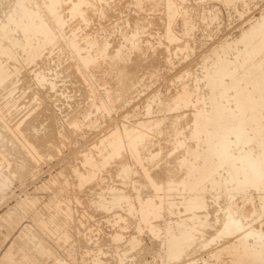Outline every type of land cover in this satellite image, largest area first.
Returning a JSON list of instances; mask_svg holds the SVG:
<instances>
[{
	"label": "rangeland",
	"instance_id": "rangeland-1",
	"mask_svg": "<svg viewBox=\"0 0 264 264\" xmlns=\"http://www.w3.org/2000/svg\"><path fill=\"white\" fill-rule=\"evenodd\" d=\"M16 1L17 0H12V4ZM93 1L95 2V0ZM155 1L158 2L159 0H143L141 5L137 3V0H108L107 5L105 4L106 2L97 3L95 6L91 7V12H88L89 15L91 14V18L85 23L80 20L79 17H69V12L67 13L68 9L66 6L69 2H67V0H60V6L62 4L63 5L59 7L61 11V13L60 11L59 13L61 16L63 15L62 17H64V21L66 22L63 27V33L67 34L65 35V38L68 37V39L71 38L75 42L78 41L77 44L82 46L85 43L86 37L90 35L94 36L96 34L103 40L108 38V47H110L108 48L109 53L115 51V49L119 47L124 50L127 56L124 60V64H126V66L132 65L131 63L134 64V61L137 60L138 68L141 67V65L139 66L140 62V64H142L141 68H143L147 64L146 62H148V70H146L147 65L143 69H139L140 80L136 84L135 88H133L134 91L131 89L127 93L125 103L123 102L119 106L113 105L111 108L113 111L110 110L107 113L101 108L99 109L100 111L98 108H95V106L97 107L99 105L100 100H102L103 97V99L106 97L104 96L105 93L103 92V88H101L102 86L96 85L92 88L91 92L85 93L84 89L83 91L80 89L84 87V84L77 77L70 74V70H65V67H67L71 62V58L67 57L69 56V53L66 51L67 49L64 45L61 46V44L64 43L65 38H63L62 41L60 40L56 42V44L54 43L55 46L54 44H51L50 46L53 49L49 45L47 46V49L49 48L50 50L45 53H51L47 55V58H45V61L43 62L39 61L38 63L27 64L22 61H14V63L11 60V65L16 64L15 66H17L18 72L14 75V81L12 80L13 82L0 88V184H2L0 185V264H17L24 255L28 256L30 259L27 264H241V262L242 264H247L246 262L249 264L250 259L245 261L247 258L244 259L245 257H243L241 261L240 257L237 258V256L233 255V252L226 247L227 244L232 242L231 240H235V235L227 236L225 234H221L219 237L216 236L217 232L220 230V225L223 219L222 217H224L226 213L225 206L228 202L227 196L234 195L232 201H235L237 205H240L236 211L237 215L242 210L241 196L239 194L243 193L225 189L221 184L214 187L207 185L205 188L206 192L204 194L205 206H207L205 211L207 215L198 211V215L196 214L197 217L194 218V223L196 222L195 224L198 225V223L202 221H204L205 224L203 227L201 226L202 230H198L193 233L195 235L194 241H192L190 237L192 236L190 232H183L186 227H184L185 229H180L182 226L178 224H182L184 222V217L190 214V212L187 211L186 206L180 203L182 197L181 194L172 191V196L170 193L166 197L167 201L175 199L173 200V202H175V206L173 207L174 210L172 208L171 212H168L161 207V205H159V209L157 208V212L154 217L151 215L147 221H143L140 218V210L146 205L147 201L153 200L158 202L159 200L158 198L156 199L155 192H153L154 189L150 183L151 179L149 174H157L160 168V171H162V167L164 168L167 165L166 162L168 163V161L171 160V156L173 157L174 155L175 160L181 158L182 149L185 146L193 144V140L187 138L185 133L188 131L190 126V124H188V116L191 114L189 113H191V111L195 108L205 106L206 87L202 86L204 81L201 76L203 72L201 71H204V69L202 70L204 65L211 63V61L208 60L209 62H205L203 60L204 56L209 53V50L212 47L226 40V38L230 39L238 35L242 28H246L248 26V20L258 17L262 12H264V0H248L249 2L246 0H168V8L171 10V15L168 17L164 12V0L159 1V4L156 3V6L154 5ZM151 2H153V4L150 5L149 3ZM160 2H162V6ZM173 2H175L176 5ZM45 4L46 6L48 5V0H45ZM177 4L179 8L177 7ZM86 7L87 6H85L84 9L89 8ZM97 8H102V10L99 11ZM181 10L183 12H185V10L188 12H185L186 17L183 27L182 19L180 17L182 15ZM168 22H171L170 25ZM135 25L138 26L136 27ZM166 25L171 27V30L168 31L167 35L172 38L168 39V36L165 35ZM123 28L127 29V31H122ZM136 29H139V32ZM133 30L134 32L137 31V33L135 32L137 34L135 39L137 40L136 42L138 47H135L136 49L134 48V50L133 48L130 50L131 47L128 45L129 42L126 41L127 43L125 44L122 33L130 34ZM103 34L107 36L106 39H104L105 36H103ZM75 36H77V38ZM110 42L112 43L111 46ZM138 44H140V46ZM124 45L129 48H124ZM144 46L147 47L148 52L145 48V52L142 53ZM56 47L59 48L57 49ZM139 47L141 50L137 49ZM129 51H134L136 55ZM156 51L158 55L155 56V54H157ZM162 52H164V54ZM15 53L17 56L18 53ZM127 53H130L132 56L130 55L128 58L129 54L127 55ZM58 55H60V58H58ZM133 56L135 60L133 59ZM150 56L153 57L152 61ZM48 57L51 60H49ZM146 59H148V61ZM62 60L64 62H62ZM107 60H109V58ZM66 61L70 62L67 63ZM158 61L160 64H158ZM154 65L156 68L154 67L152 69L155 71L150 69V66L153 67ZM209 65L210 64H208V67ZM37 71L46 73L50 78L54 77V80L57 81L54 90L47 89V85H35L30 76ZM55 74L57 75L55 76ZM76 79L77 81H75ZM200 79L202 82H200ZM78 83L83 86L80 84L78 85ZM96 91L98 92L97 94L95 93ZM185 92L190 94L191 104L189 102L188 105H186L189 109H187L186 106H182V108L181 106H178V110L175 108V110H177L176 114L173 113L176 111L171 112L174 109H171L170 111L167 110L168 112H158L160 108L166 104L165 102L171 98V96H183ZM42 95L43 97H41ZM165 98H168L167 101ZM28 99L29 101H27ZM158 99L162 101L159 102ZM164 99L165 101H163ZM198 99L200 102H198ZM192 101H194L195 104L194 102L192 103ZM162 102L164 103L162 104ZM90 103H92L91 106ZM149 103L151 106L148 108L147 106ZM199 103L201 104L198 105ZM159 105L161 107H156ZM191 105L195 107L192 108ZM44 107L46 110H49L44 112ZM74 108L75 110L77 108H80L81 110L84 109L82 111L86 117L84 116L82 119L81 114V117L79 118L81 122L79 121V124L76 126H70L67 121L69 120V116L71 117V115L74 114ZM146 108L150 110L148 114ZM39 109H42L43 113ZM155 109L159 110L156 111ZM39 111L40 115L47 112L49 115L47 113L46 115L44 114L43 116L45 117H43L38 114L39 117H37V113H39ZM50 114L53 118H51ZM165 115H167L166 122H168V119L171 120L173 118L172 121L169 120L171 124L169 122L167 124L173 126L174 128L179 126L182 121L187 122H182V126L180 125V127L175 128L177 132L180 133L182 130L183 133L182 131L180 134H177L176 132L174 134L176 138L173 135L174 139L172 136L170 137V140H172V147L170 146V140H167L169 142L166 141V139L169 138H166L165 141L160 139V142H155L157 138H153L156 140L154 141V147L152 145L150 149H153L155 152L152 157L155 158V156H157L156 159H158L159 154V159H155L156 161H153L155 164L152 162H150V164L140 158H130L125 151H123L121 156L115 155V157L112 156V158L105 153V149L101 150L100 154L97 153V148L101 147L102 143L104 144L105 140L108 139L110 134L115 131L116 128L122 129L124 126L127 133L130 135L139 132L140 130H143L142 128H144V130H146L145 132H148V134L150 132L149 135H151L153 131L149 128H153V126L150 124L154 123L159 116L162 118ZM169 115L172 118H170ZM34 116H36L35 119ZM49 116L50 119L48 118ZM180 116L182 118L184 116V120L180 118ZM31 118L34 121V124L31 122L32 120L30 121ZM17 124L20 125L19 128L22 127L21 131L23 128L25 129L22 133L24 134L25 132L26 136L23 134H15L13 130H11V128L14 129ZM25 124L26 126H24ZM5 125L8 128L4 127ZM185 125L188 129L185 128ZM33 129L34 131H32ZM52 129L53 131H51ZM50 132L52 136H50ZM6 135H8V137ZM46 135L48 137L50 136V139L46 137ZM24 136L29 138L33 137V141L35 139H40L39 137H45V140L48 138L47 142H45L46 146L39 149V153L42 155L39 157L35 156L27 151L28 148L25 149L27 146L25 144L26 140ZM178 136L181 138L177 139ZM19 138L22 140L20 141ZM189 142L190 145H188ZM36 143H38L37 140ZM167 143L171 148L170 151L167 150V148L164 149L163 145H166ZM178 143L181 144L179 145ZM23 144H25L24 147ZM48 144L52 149L49 148ZM157 145L162 148L157 150ZM13 146L15 147L13 148ZM47 146L48 148H46ZM201 147V145L198 146V149L201 150ZM165 151L167 152V155ZM28 153L33 156L30 154L28 155ZM83 155L92 156L91 159L95 163H103L101 167L103 169L100 168L96 171L94 178L89 179V181L85 180L80 182L81 178L86 176V168H88V166H86L82 161ZM26 158L29 160L31 159L30 162L32 164L27 162L28 159ZM137 159H139L140 162ZM119 160L123 161V163L120 161V164L122 165L118 164L119 162L117 161ZM158 166L159 168L157 169ZM180 168L177 169L178 173L176 172L177 175H175L176 177L178 176V178L179 176H183L182 174L184 173L183 168H181L182 170H179ZM19 169L24 172L21 173ZM147 172H149V174ZM219 173L221 175H225L226 170L223 169V171H221L219 169ZM1 178L3 180H1ZM83 182L84 184H82ZM245 191H247L246 194H249V192L253 194L254 204L257 208H259L260 203H258L259 200L257 199L255 193L257 190L247 187ZM183 193V197L188 196V192L184 191ZM115 196L116 198H114ZM255 215L253 218L251 217V219H246L247 223L250 224L252 222V226H248L252 229L255 228L254 230L261 229L264 231V229H262L264 228V216L256 218ZM50 217H53V220L55 219L53 221L54 223L52 222V225L50 224L48 226H44L43 223H40L41 218L49 220ZM220 217L221 219H219ZM173 222H177V225H172L173 228L171 229L170 236L174 238L182 233L185 234V237L183 238L185 240L182 241L181 244L183 250L177 257L164 253L163 246L161 244L164 225L166 223L173 224ZM185 222L189 223L188 221ZM150 225L154 227V230L150 229ZM32 236L34 237V240ZM212 237H215V239H212ZM250 241H252V238H250ZM38 244H41L44 247L45 253L41 254L38 259H34L33 255ZM236 258L239 260L238 262H236ZM234 260L235 262H232ZM250 262L251 264H262L261 262L252 263L251 260Z\"/></svg>",
	"mask_w": 264,
	"mask_h": 264
},
{
	"label": "bare ground",
	"instance_id": "bare-ground-1",
	"mask_svg": "<svg viewBox=\"0 0 264 264\" xmlns=\"http://www.w3.org/2000/svg\"><path fill=\"white\" fill-rule=\"evenodd\" d=\"M61 1H63V0H61ZM159 1H161V0H159ZM167 1L168 0H164L163 7H164V12L168 17L171 15V10L168 8L169 2L167 3ZM228 1H231V0H228ZM246 1H248V0H246ZM67 2H69V4H67V5L65 4V5L67 6V9H68L67 13L69 12L68 13L69 17L70 16H72V17L75 16V18L79 17L80 20H82L83 22L86 23L91 18L90 17L91 14L89 15V13H88V12H91V9H92L91 7L95 6L97 3L99 4L102 2L103 3L106 2L105 4L107 5L108 0H95L96 3L93 0L92 1L91 0H67ZM142 2H143V0H137V3L140 5ZM158 2L155 1L154 5L156 6V3H158ZM175 2H173V3L175 4ZM160 3L162 6V2H160ZM149 4L151 5V4H153V2H151ZM109 5H111V4H109ZM140 5H138V6H140ZM241 5H242V3H241ZM61 6H60V0H48L47 6L45 4V0H17L13 4H12V0H0V88L5 87L8 83L13 82L14 81L13 77L16 74V72H18L17 66H15L16 64L11 65L12 64L11 60L13 62L14 61L15 62L22 61V62H25L27 64L38 63L39 61L43 62V61H45V58H47V55H49L51 53V52H49V54L45 53L48 50H50L49 48L47 49V46L48 45L50 46L51 44H54V43L56 44V42H58L60 40L62 41V39L65 38V35H67V34L63 33V30H64L63 27H64L66 22L64 21L65 20L64 17H62L63 15L62 16L60 15L61 11H60L59 7H61ZM85 6H87L89 8L86 7L87 9H84ZM177 7H178V4H177ZM102 8H103V6H102ZM102 8H97V9L99 11H101ZM63 9H65V8H63ZM176 10H177V8H176ZM59 11H60V13H59ZM176 12H178V11H176ZM185 12H187V11L185 10ZM185 12L182 11L181 12L182 15L180 16L182 19V27H183V24L185 23V17H186ZM102 14H103V12H102ZM210 19L213 20L212 18H210ZM248 21H247L248 26L246 28H242L239 31L238 35H236L230 39L226 38V40H224V41L218 43L216 46L212 47L209 50V53L204 56L203 60L205 62L208 60L211 61V63H208L209 61L207 62L208 64H210L209 67H208V64L207 65L205 64L204 67L202 68V70L204 69V71H201V72H203L201 74V76H202V79L204 81V84L202 83L203 84L202 86L206 87L205 106L204 107L200 106L199 108H195L194 110L192 109L193 111H191V113H189L191 115L188 116L189 117V119H188L189 123L188 124H190L189 129L185 125V128L188 129L187 132L185 130V132H186L185 136L187 138H189L190 140H193L194 142L192 141L193 144H191V145L189 142L188 145H190V146H185L182 149V152L180 151L181 156L180 155L179 156L181 158L175 160L174 155H173V157L171 156V158L169 157L171 159L170 161H168L169 165L165 160L167 165L165 164L166 166L164 168L162 167V171H160L161 170V168H160V170L158 172L155 171V172H157V174H154V173L149 174V172H147L150 175L151 180L150 179L149 180H150V183L152 184V187L154 189L153 192H155L156 199L158 198L159 200H158V202H156V201L148 199L149 201H147L146 205L143 206L140 210V218L143 221H147L149 219V216L153 215V217H154V215L157 212V208L159 205H161V207H163L168 212H171V209L175 206V202H173V200H175V199L172 198L173 199L172 201H167L166 197L170 193H171L170 195L172 196V191H175L176 193L181 194L182 197L180 196L181 197L180 203L184 204L187 208V211L190 212L189 215H187V216L185 215L186 217H184V222L182 224H180V223H178V224L180 226H182L180 229H183L184 227H186V229L184 228L185 231H183V232L184 233L190 232L192 234V236H190V237H191L192 241H194L195 235L193 233L195 231L202 230L201 226L203 227L205 224L204 221L198 223V225L195 224L196 222L194 223V220H195L194 218L197 217L196 214L198 211L203 213L204 215H207L206 211H205V208H207V206H205V199H204V194L206 192L205 188L207 185L214 187L216 185L221 184V185H223V188H225V189H230V190H234L235 192H238V193H243V194H239L241 196L240 199H241L242 210L240 213H238L239 215L238 214L236 215V211L240 205H237L235 203V201H232V198L234 195L227 196L228 202L225 206L226 213H225V216L223 215L224 217H222L223 218L222 222L220 221L221 222L220 230H219V232L216 231L217 232L216 236L219 237L221 234H223V235L225 234L227 236L235 235L236 236L235 240H231L232 242L230 244H227V246H226L228 249H230L233 252L232 254L237 256V258L240 257L241 261H242V258L245 257L244 259L247 258V260H245V261H248V259H250L252 261V263L253 262H256V263L261 262L262 264H264V231L259 229V226H258L259 230H254L255 228L252 229L251 227L248 226V225H251L252 222L249 224L246 221V219H248V218H250V219H251V217L253 218L255 214H256L255 215L256 218H258V217L261 218V216H264V215H262V214H264V12H262L258 17H255V18L248 20ZM170 23H169V25H170ZM188 26H190V25H188ZM186 29H188V28H186ZM124 30L127 31V29L123 28L122 31H124ZM134 30L131 31L130 34L129 33L128 34L122 33L123 38L125 40V44L127 43L126 41L129 42L128 45H129V47H131L130 50H132V48L134 50L135 47H138L137 42H136L137 40L135 39V37L137 35L136 34L137 31L139 32V29L138 30L136 29L137 30V31H135L136 33L134 32ZM170 30H171V27L167 26L165 28V35H167L168 31H170ZM113 31H114V29H113ZM196 31H197V29H196ZM106 32H108V31H106ZM115 35H114V38H115ZM103 36H105V35L103 34ZM75 37L77 38V36H75ZM106 37L107 36H105V38L104 37L103 38L106 39ZM169 38H172V37L168 36V39ZM73 39H75V38H73ZM64 40L65 41L63 44H61V46L62 45L65 46V48L67 50L66 49H64V50H66L69 53V56H67V57L71 58V62L69 61L70 63L68 61H66L69 64L67 67H65V70L66 69L70 70L69 73L72 74L73 76L77 77L84 84V87L80 88V89H82V91L84 89L85 93H89L92 91V88L95 87L96 85L102 86L101 88H103V92L105 93L104 96H106L105 99H103L104 98L103 97L102 100H100V103L97 107L95 105H93V106H95V108H98V110L101 108L104 110V112L108 113L111 110L113 105L119 106L123 102L125 103V100H126L125 97H126L127 93L131 89L135 88L136 84L140 80L139 69L142 67V64H140L141 62L139 63V66L141 65L140 68H138V61L137 60L134 61V64L131 63L132 65L129 64L130 66H126V64H124V60L127 58V56H126V53L124 52V50H122V48L119 47V48L115 49V51H112L111 53H109L108 48H110V47H108V41H109L108 38L106 40H103V39L99 38L96 34L94 36L90 35V36L86 37L85 43L82 46L81 45L79 46L77 44L78 41L75 42L71 38L68 39V37H67ZM55 44H54V46H55ZM111 44L112 43L110 42V46H111ZM117 44H120V43H117ZM142 44H144V43H142ZM138 45L140 46V44H138ZM123 47L124 48L126 47V49H127L128 46L124 45ZM145 48H146V51L148 52V49L146 46H144L143 52L142 51H140V52L144 53ZM62 49H63V47H62ZM137 49L141 50L140 47ZM159 50H161V49H159ZM66 51H64V52H66ZM157 51H156V53H157ZM15 52L18 53L17 56L15 55L16 54ZM129 52H131V51H129ZM131 53H134V51H132ZM162 53L164 54V52H162ZM128 54H129V56H128V58H129L131 54L127 53V55ZM146 54H145V56H146ZM154 54H153V56H154ZM160 54H161V51H160ZM156 55H158V53L155 54V56ZM142 56L144 57L143 54H142ZM148 56H149V54H148ZM157 57H159V56H157ZM157 57H156V59H157ZM58 58H60V55H58ZM108 58H109V60H107ZM150 58L152 61L153 57L150 56ZM133 59H134V56H133ZM49 60H51V59L49 58ZM146 60L148 61V59H146ZM154 61H155V59H154ZM62 62H64V61L62 60ZM66 62H65V65H66ZM156 62H154V63H156ZM146 63L148 64V62H146ZM158 64H160L159 61H158ZM41 65H42V63H41ZM23 67H22V69H23ZM146 67H147L146 70H148V65ZM150 67H151L150 68L151 70H154L152 68H154L155 65L153 67L152 66H150ZM60 68H61V66H60ZM143 68H141V69H143ZM144 71H145V69H144ZM141 72H142V70H141ZM55 73H57V72H55ZM56 75L57 74H55V76ZM30 77H31V80L35 83V85H40V86L47 85V89H50V90L55 89L57 81L54 80V77L53 78L48 77V75L46 73H43L41 71H37V72H34ZM75 81H77V79ZM200 82H202V80ZM79 84L80 83H78V85ZM12 85H14V84H12ZM80 85H82V84H80ZM8 87H10V86H8ZM6 89H7V87H6ZM76 89H78V88H76ZM187 90H189V89H187ZM133 91H134V89H133ZM133 91H132V93H133ZM188 92H190V91H188ZM95 93L97 94L98 92L96 91ZM132 93H131V95H132ZM46 94H47V92H46ZM96 94H94V95H96ZM103 94H102V96H103ZM84 96H85V94H84ZM99 96H101V95H99ZM194 96H195V94H194ZM41 97H43V95ZM43 99H45V98H43ZM165 99L163 101H165ZM167 99H166V101H167ZM203 99H204V97H203ZM191 100H192V98H191ZM27 101H29V99ZM160 101H162V100H159V102ZM189 102H190V94L185 92L183 96H181V95H176L174 97L171 96V98L168 99L167 102H165L166 104L162 108H160V110L159 109H157V110L155 109V110L156 111L159 110L158 112L160 113L161 111L165 112L167 110L170 111L171 109H174L171 112L176 111V112H173L176 114L177 110H178L177 109L178 106H181V108H182V106L185 107L186 105H188ZM193 102L194 101H192V103ZM198 102H200L199 99H198ZM163 103L164 102H162V104ZM162 104H161V106H162ZM190 104H191V102H190ZM194 104H195V102H194ZM200 104L201 103H199L198 105H200ZM91 105H92V103H90V106ZM124 105H122V106H124ZM149 106H151L150 103L148 104L147 107L149 108ZM161 106L159 105L156 107H161ZM194 107L192 106V108H194ZM175 108L177 110H175ZM186 108H187V106H186ZM44 109H45V107L43 108V111H44ZM187 109H189V108H187ZM47 110H49V109H47ZM47 110L45 109L44 112H46ZM82 110H84V109H82ZM82 110L80 108H77L75 110V108H74V114L71 115V117L69 116V118H68L69 120L67 121V123L70 124V126L71 125L76 126L79 124V121H80L79 118L81 117V114H82V119L84 118L85 115L83 114ZM190 110H191V108H190ZM40 111L43 113L42 109ZM40 111H39V113H37V117H39ZM111 111H113V109ZM149 111L150 110L147 109V114L149 113ZM37 112H38V110H37ZM187 112H186V114H187ZM47 113H44V114L46 115ZM131 114H133V113H131ZM153 114H155V113H153ZM163 114H166V113H163ZM43 115H40V116H43ZM48 115H49V113H48ZM178 115H180V114H178ZM187 115H186V117H187ZM105 116H106V114H105ZM166 116L167 115H165L162 118H160V116H159V118L157 120L155 119L156 121L155 122L153 121L154 123L150 124L153 126V128L147 127L153 131V133L151 135H149L150 132H149V134H148V132H145L146 130H144V128H142V127H140V128H142L144 131L140 130L139 132H136V133H133L132 131H130L133 133L131 135L127 133V130L124 128V126L122 127V129L119 128L120 130L116 128L115 131H113L110 134L108 139L105 140L104 144L102 143L103 141L101 142L102 146L99 145L101 147L97 148L98 149L97 153L100 154L101 150L105 149L106 150L105 153L110 158H112V156L115 157V155L121 156L123 154V151H125L127 153V155L130 156V158L131 157L140 158V159L144 160L145 162L154 163L153 161L157 158V156H155V158L152 157V156H154L155 152L153 149L150 150L151 146L153 145V147H154V143L158 142L160 139L165 141L166 138H169V139H166V141L170 140L171 139L170 137L172 136V138H173V135L177 132L175 130V128L180 127V125L182 126V122L183 123L187 122V121L186 122L182 121V122H180L179 126H177L175 124L177 127L174 128L173 126L167 124L170 119H168V122H166ZM35 117L36 116H34V119H35ZM43 117H45V116H43ZM169 117L172 118L170 115H169ZM32 118H33V116H32ZM32 118L30 119V121L32 120L31 122L34 124V121ZM41 118H39V119H41ZM48 118L50 119V116ZM51 118H53L52 115H51ZM180 118H182V117L180 116ZM183 118H185V117L183 116ZM43 120H45V119H43ZM172 120H173V118L170 121H172ZM176 121H178V120H176ZM138 124H136V125H138ZM172 124H173V122H172ZM86 125H88V124H86ZM140 125H141V123H140ZM19 126L20 125L17 124L14 127V129L11 128L10 126L9 127L11 128V130H13V132L15 134H19V135L21 134L22 135L23 134L22 131L23 130L25 131V129L23 128V130L21 131L22 127L19 128ZM24 126H26V124ZM29 126H31V125H29ZM36 126H38V125H36ZM4 127L8 128L6 125ZM183 127H184V125H183ZM2 128H3V126H2ZM132 128H133V126H132ZM30 129H31V127H30ZM74 129H72V130H74ZM127 129H128V127H127ZM138 129H139V127H138ZM179 129H181V128H179ZM7 131H8V129H7ZM32 131H34V129ZM51 131H53V129ZM147 131H149V130H147ZM181 131H180V133H181ZM178 133L179 132H177V134ZM182 133H183V131H182ZM50 134H51V132H50ZM0 135H1V133H0ZM23 135H25V132ZM43 135H45V134H43ZM6 136L8 137V135H6ZM50 136H52V134ZM46 137H48V136L46 135ZM32 138L25 137V140H26L25 144L27 146V147H25V149L28 148L27 151H29L33 155L39 157L40 155H42L39 153L40 152L39 149L40 148L42 149L43 146L44 147L46 146L45 142H47L48 138L45 140V137L44 138L39 137L40 139H35L34 141L32 140ZM35 138H37V137H35ZM153 138H157V140L155 139L156 140L155 141ZM175 138H176V136H175ZM179 138H181V137L178 136L177 139H179ZM177 139H176V141H177ZM184 139H182V140H184ZM21 140L22 139H20V141ZM36 140L38 141V143H36ZM171 141L172 140H170V146L172 147ZM167 142H169V141H167ZM25 144H23V147ZM156 144H159V143H156ZM175 145H176V143H175ZM179 145H177V146H179ZM200 145L202 146L201 150L198 149V146H200ZM48 146H49V144H48ZM48 146L46 148H48ZM158 146L159 145H157V147ZM163 146H164V149L167 148V150H169V151L171 150L168 143L166 145H163ZM14 147L15 146H13V148ZM21 147H22V145H21ZM50 147L51 146H49V148ZM161 148L162 147L160 146V147H158L157 150H159ZM50 149H52V148H50ZM24 151H26V150H24ZM173 151H175V150H173ZM30 153H28V155ZM168 154H169V152H168ZM33 155H31V156H33ZM166 155H167V152H166ZM94 156H95V154H94ZM129 156H128V158H129ZM91 157L88 155H85V156L83 155L82 161L86 166H88V168H86V171H87L86 176L82 177L80 182L85 181V180L89 181V179L94 178L96 171H98L103 165V163H101V162L100 163L93 162ZM28 158H26V159H28ZM106 158H104V159H106ZM175 158H177V157H175ZM158 159H159V154H158ZM158 159H156V160H158ZM30 160L28 159L27 162H30ZM137 160L139 161V159H137ZM120 161H121V163H123L122 160H119L117 162H119L118 163L119 165H122V164H120ZM25 162H26V160H25ZM97 162H99V161H97ZM141 162H143V161H141ZM83 163H82V165L84 166ZM30 164H32V163L30 162ZM127 165H128V163H127ZM127 165H126V167H127ZM163 165H164V162H163ZM180 167L183 168L184 173L182 174L183 176H181V177L179 176V178H178V176L176 177L175 175H177V173H178L177 169ZM158 168H159V166L157 167V169ZM181 168L179 170H182ZM101 169H103V168H101ZM219 169L221 171H223V169L226 170L225 175H221L219 173ZM19 170L21 173L24 172L21 169H19ZM147 170H148V168H147ZM153 171H154V169H153ZM222 174H224V173H222ZM4 179H6V178H4ZM1 180H3V179L1 178ZM82 184H84V182ZM0 185H2V184H0ZM247 187L252 188L253 190L254 189L257 190V192H255V193H256L257 199L259 200L258 203H260L259 208H257L254 204L255 202L253 200V194L250 192H249V194H246V192L248 191V190L245 191L247 189ZM0 188H1V186H0ZM209 190H211V189H209ZM184 191L188 192V196L185 194L187 197H183ZM114 198H116V196ZM58 202H60V201H58ZM249 205H250V207H249ZM165 210H164V212H165ZM173 210H174V208H173ZM173 210H172V213H173ZM50 211H51V209H50ZM222 214H224V213H222ZM198 218H200V217H198ZM219 219H221V217ZM259 219H256V220H259ZM54 220H53V217H50L49 220L41 218L40 223H43L44 226H48L50 224L52 225V222ZM170 220H171V218H170ZM185 221H188L189 223H186ZM172 225L173 226L177 225V222H173V224H171V223L167 224L166 223L164 225V228H163L164 231H163V235H162L161 244L163 246V252L164 253L172 255L173 257H177L180 254V252L183 250L181 244H182V241L185 240V239H183L185 237V234L182 233L181 235L175 236L174 238H172L170 236L171 229L173 228ZM150 229L154 230V227L150 225ZM256 229H257V227H256ZM262 229H264V228H262ZM250 238H252V241H250ZM212 239H215V237L214 238L212 237ZM33 240H34V237H33ZM224 252H226V251H224ZM43 253H45L44 247L41 244H38L36 246V251L33 255V258L38 259V257ZM237 258L235 259V260H237L236 262L239 261ZM235 260L232 262H235ZM250 260H249V264H251ZM28 261H30L29 257L24 255L21 258L20 262H18V263L19 264L20 263L21 264H27ZM246 263L248 264V262H246ZM53 264H60V263H53ZM241 264H242V262H241Z\"/></svg>",
	"mask_w": 264,
	"mask_h": 264
}]
</instances>
